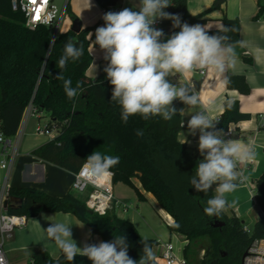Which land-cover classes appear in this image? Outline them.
Listing matches in <instances>:
<instances>
[{"label":"trees","instance_id":"trees-1","mask_svg":"<svg viewBox=\"0 0 264 264\" xmlns=\"http://www.w3.org/2000/svg\"><path fill=\"white\" fill-rule=\"evenodd\" d=\"M171 2L165 11L179 15L181 23L204 22V14L189 12L187 0ZM257 2L253 20L264 16V3ZM66 11L76 18L68 5ZM101 22L85 26L78 33L68 29L53 38L51 26L27 27L20 8H14L12 0H0V131L6 137L15 135L24 111L31 104L35 113L49 118L46 125L54 124L58 129L57 135L34 148L32 155L72 172H77L94 151L118 156L119 163L111 169L113 182L122 181L138 191L131 181L137 177L142 187L156 197L173 218L169 229L183 234L187 240L183 250L185 264H242L252 242L264 237V171L255 180L258 215L249 232L244 229L245 221L233 213L206 216L203 207L215 193L210 190L205 195L189 184V177L194 175L202 157L198 150L178 138L183 127L182 114L178 112L170 121L159 116L144 120L135 115L124 123L120 106L111 101L112 85L104 68L96 79L86 75L93 60L89 46ZM162 22L168 32L179 29L172 27L171 20ZM223 22L222 28L229 29L221 33L230 37L227 43L238 44L240 21L224 17ZM222 28L210 29L208 34H218ZM69 40L82 47L83 54L75 61L69 60L61 70L58 61ZM245 59L250 61L247 56ZM60 71L72 80V87L79 83L76 98L66 96L63 81L56 78ZM226 83L240 93L250 91L243 74H228ZM174 106L178 110L186 107L181 101ZM248 118V114L241 112L237 100L226 98L224 110L215 122L217 129L225 131L231 123ZM137 130H143L144 135L138 137ZM12 196L19 197L21 202L11 201L6 208L8 213L30 218L36 216L39 209L69 212L88 224L104 242L113 240L115 235H124L129 245L128 255L137 261L143 254L142 240L146 238L152 248L158 243L154 238L141 236L131 221L116 215L113 207L103 214L88 208L85 199L73 189L58 196L31 186H10L7 198ZM204 236L209 239V246L201 248L204 254L198 258L194 247ZM31 257L35 264H92L87 257L79 255L74 261L67 260L63 253L53 258L43 249L33 251Z\"/></svg>","mask_w":264,"mask_h":264},{"label":"crops","instance_id":"crops-1","mask_svg":"<svg viewBox=\"0 0 264 264\" xmlns=\"http://www.w3.org/2000/svg\"><path fill=\"white\" fill-rule=\"evenodd\" d=\"M261 1L264 3V0ZM138 4L139 0H68L65 8L69 6L70 12L81 20L82 27L101 20L98 26L100 27L104 25L102 8H118L120 11L126 7H138ZM214 4L216 6L212 7ZM187 6L191 14H204V22L196 24L206 26L208 30L222 28L224 17L237 18L240 21V42L232 45L234 63L228 65L223 73L211 69H198L187 77H180L181 80H188L193 88L194 83L198 84V90H194L199 96V105L196 107L186 105L183 109V127L178 133V138L182 142H187L193 150H198L199 133L193 136L189 134L187 128L190 115L199 110H206L215 121L224 110L226 98L239 102L241 112L248 114L249 118L231 123L229 128L233 129V134L224 139L233 140L241 146L253 145L255 159L247 165L239 166L242 177L247 179L239 182L235 191L226 194V199L232 206L227 207L224 212L235 214L245 221L249 229H252L258 215L254 198L255 180L264 171V127H261L264 124L262 118L264 116V16L258 20L252 18L258 10L257 0H224L221 3L217 0H187ZM64 13L61 14L56 35L67 31L72 25L73 17L67 12L64 27L61 28ZM179 30L168 32L164 27L165 40ZM89 52L93 60L86 70V75L96 79L108 62L104 59V52L99 45H95V42H91ZM246 56L250 61L245 59ZM199 70H204V73L201 74ZM228 74H243L250 91L243 94L237 89L229 88L226 83ZM169 79L177 83L179 76ZM177 101L179 100H174L173 105ZM28 108L29 106L24 111L16 134L7 137L9 143L3 144L0 150V187L5 184L9 187L31 186L61 196L72 189L75 172L32 155L34 148L54 138L57 133L53 132V137L39 134L37 128L41 126L42 121H46L47 124L49 118L43 113H27ZM1 161L6 163L5 167L1 166ZM131 181L142 198L134 187L122 181L113 183V209L116 215L131 221L141 236L158 241L153 246L155 262L158 264H165L162 252L169 242L173 244L177 257L184 259L183 250L187 241L183 234L169 229V225L173 223L172 216L160 206L151 192L142 187L137 177H133ZM50 220L72 225V239L76 241L78 247H83L85 243L103 241L99 234L93 233L91 227L74 214L39 209L37 215L28 218L26 224L18 228L8 242L7 255L11 264L26 262L32 252L39 249L46 250L53 258L62 254L61 249L54 240L47 237L45 232Z\"/></svg>","mask_w":264,"mask_h":264},{"label":"clouds","instance_id":"clouds-1","mask_svg":"<svg viewBox=\"0 0 264 264\" xmlns=\"http://www.w3.org/2000/svg\"><path fill=\"white\" fill-rule=\"evenodd\" d=\"M170 5L171 0H139L138 7L106 12L102 17L104 25L95 29V45H99L108 62L104 72L112 85L111 101L120 106L124 123L135 115L144 120L159 116L170 121L178 112L183 114V108L178 110L173 105L174 100L190 107L198 106L199 96L192 84L180 77H187L198 69L223 73L234 63L232 45L227 43L230 37L221 34L229 31L227 27L218 34L209 35L206 26L181 23L179 15L166 12ZM161 19L171 20L172 27L180 30L165 40L163 30L154 27ZM82 54L83 48L69 40L58 67L64 69L69 60L75 61ZM177 75L178 82H171L169 77ZM56 78L63 81L69 99L77 97L79 83L72 87V80L65 78L62 71ZM190 116L188 132L193 136L199 133L198 150L202 159L197 163L194 175L189 177V184L205 195L214 191L215 195L207 199L203 212L208 217H219L232 206L226 194L235 191L239 182L247 179L242 177L239 166L254 161V147L224 139L223 130L217 129V122L206 110ZM136 135L142 137L143 130H137ZM119 159L94 151L85 159L80 175L93 182L103 180L112 174L110 170ZM71 229L72 225L50 220L45 230L47 237L54 240L69 261L79 255L87 257L92 264H155L154 250L146 238L142 240L143 254L137 261L128 255L129 245L124 235H115L108 242L85 243L78 247L72 239Z\"/></svg>","mask_w":264,"mask_h":264},{"label":"built area","instance_id":"built-area-1","mask_svg":"<svg viewBox=\"0 0 264 264\" xmlns=\"http://www.w3.org/2000/svg\"><path fill=\"white\" fill-rule=\"evenodd\" d=\"M12 4L14 8H20V10L24 13L25 24L27 27L34 29L38 25H46L51 26L53 29V27L56 25L53 32V37L56 36L60 26L61 16L57 21L58 15L54 11L53 0H12ZM108 11L118 12L119 9L102 8L101 13L104 15ZM64 12L65 11L63 10L62 14ZM154 27L164 30V24L162 20H158ZM199 72L203 74L204 70H199ZM29 112L35 113V109L31 104L27 110V113ZM262 118L264 119V116H262ZM37 132L42 135L53 137V132L57 133L58 129L54 124H52L50 127L48 125H45L44 127L39 126L37 128ZM224 134V138L229 137L233 134V129L228 128L224 131ZM0 136L3 137V139L0 140L1 150L2 145L9 143V141L1 131ZM83 164L79 170L74 173L71 188L78 192L88 191L87 198L85 199L86 205L93 211L103 214L113 207L114 173L110 170L112 174L103 180L95 182L86 180L80 175ZM1 166L5 167L6 163L1 161ZM8 189L9 186L7 184L0 187V257L3 258L0 260V264H11L7 255L6 243L13 238L15 231L25 225L28 220L25 215L11 214L6 212L4 200L7 198ZM244 229L248 232L250 231L246 225L244 226ZM246 252V255L243 256L242 264H264V237L255 239ZM162 257L165 260V264H174L176 262L185 264V259L178 258L175 254L174 246L171 242L165 245L162 252ZM21 264H35V262L33 258L30 257L26 262Z\"/></svg>","mask_w":264,"mask_h":264},{"label":"rangeland","instance_id":"rangeland-1","mask_svg":"<svg viewBox=\"0 0 264 264\" xmlns=\"http://www.w3.org/2000/svg\"><path fill=\"white\" fill-rule=\"evenodd\" d=\"M67 1L68 0H53V8H54L55 13L58 15L57 21L59 20V17L61 16L63 10L65 11V13L63 15L64 17H63V22H62L61 28L64 27L63 26L64 22L66 21V18L68 16L67 15L68 13L66 12V8H65V4H66ZM55 27H56V25L53 27V32L55 30ZM45 124H46V121L45 122L42 121L41 126L44 127ZM75 193L77 195H79L80 197L86 199L88 191H86V192L75 191ZM208 246H209V239L206 236L202 237L201 240L194 247L195 252L197 251L198 258H200L204 254V249L201 250V248L208 247ZM6 249H8V242L6 243Z\"/></svg>","mask_w":264,"mask_h":264},{"label":"water","instance_id":"water-1","mask_svg":"<svg viewBox=\"0 0 264 264\" xmlns=\"http://www.w3.org/2000/svg\"><path fill=\"white\" fill-rule=\"evenodd\" d=\"M224 0H217V2L218 3H221V2H223ZM82 22H81V20L79 19V18H73L72 19V25H71V27H70V29L72 30V31H74V32H76V33H78V32H80L81 30H82ZM54 38V37H53ZM194 85V89L195 90H198V84L197 83H194L193 84ZM11 201H13V202H15V203H20L21 202V199L19 198V197H16V196H12L11 198H6L5 200H4V207L5 208H7L9 205H10V203H11ZM220 224V223H219ZM246 253L247 252H245L244 253V256L246 255ZM155 264H157L156 262H155Z\"/></svg>","mask_w":264,"mask_h":264},{"label":"snow or ice","instance_id":"snow-or-ice-1","mask_svg":"<svg viewBox=\"0 0 264 264\" xmlns=\"http://www.w3.org/2000/svg\"><path fill=\"white\" fill-rule=\"evenodd\" d=\"M37 18H38V16H37Z\"/></svg>","mask_w":264,"mask_h":264},{"label":"bare ground","instance_id":"bare-ground-1","mask_svg":"<svg viewBox=\"0 0 264 264\" xmlns=\"http://www.w3.org/2000/svg\"><path fill=\"white\" fill-rule=\"evenodd\" d=\"M169 220V219H168Z\"/></svg>","mask_w":264,"mask_h":264}]
</instances>
